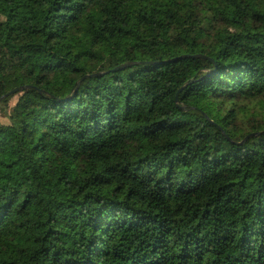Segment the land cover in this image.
Listing matches in <instances>:
<instances>
[{
  "label": "trees",
  "instance_id": "16d2710c",
  "mask_svg": "<svg viewBox=\"0 0 264 264\" xmlns=\"http://www.w3.org/2000/svg\"><path fill=\"white\" fill-rule=\"evenodd\" d=\"M1 97L0 264H264V0H0Z\"/></svg>",
  "mask_w": 264,
  "mask_h": 264
},
{
  "label": "water",
  "instance_id": "95a60500",
  "mask_svg": "<svg viewBox=\"0 0 264 264\" xmlns=\"http://www.w3.org/2000/svg\"><path fill=\"white\" fill-rule=\"evenodd\" d=\"M123 67H125V66H119L117 69H120V68H123ZM21 89L22 88H20V87L19 88H15V89L11 90L10 92H8L5 96H8V95L14 94L16 92H19ZM2 97H4V96H2ZM2 97L0 98V100L2 99Z\"/></svg>",
  "mask_w": 264,
  "mask_h": 264
},
{
  "label": "rangeland",
  "instance_id": "374dc122",
  "mask_svg": "<svg viewBox=\"0 0 264 264\" xmlns=\"http://www.w3.org/2000/svg\"><path fill=\"white\" fill-rule=\"evenodd\" d=\"M236 25L239 27V23H237ZM13 102H14V99L11 101L10 104H12ZM0 120H1V122H3V123H6V122H7V120H5V119H3V118H0Z\"/></svg>",
  "mask_w": 264,
  "mask_h": 264
}]
</instances>
